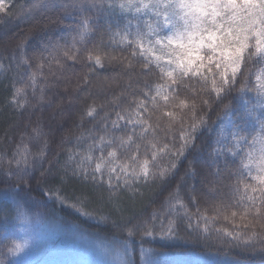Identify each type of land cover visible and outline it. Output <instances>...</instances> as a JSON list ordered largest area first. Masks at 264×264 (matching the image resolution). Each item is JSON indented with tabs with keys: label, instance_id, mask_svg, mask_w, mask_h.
<instances>
[{
	"label": "snow or ice",
	"instance_id": "6c2138e0",
	"mask_svg": "<svg viewBox=\"0 0 264 264\" xmlns=\"http://www.w3.org/2000/svg\"><path fill=\"white\" fill-rule=\"evenodd\" d=\"M0 13L8 18L39 13L40 19L23 30L14 46L10 48L5 42L0 47V54L8 52L18 60V69L21 65L29 69L21 79L27 77L34 96L37 73L31 72L27 53L34 38L41 46L31 58L46 85L45 67L53 78L51 86L65 81V91L71 86L73 93L85 85L92 87L93 78L108 89L120 87L119 80H101L97 75L106 67H118L127 77L123 90L113 92L110 100L100 104L93 100L87 106L88 117L99 115L98 109L103 112V135L92 134L83 152L69 149L65 176H61L62 183L70 174L90 184L97 197L110 205L111 211L103 214L87 210V193L71 205L85 216L105 223L111 220L113 239L102 244V264H137L133 252L137 236L141 241L140 264H158L154 249L144 247V238H178L180 219L187 229L206 240L214 237L228 249L222 264H245V258L253 255L264 260V0H28L18 13L7 12L4 0H0ZM113 15L126 19L122 27L117 22L116 30ZM70 17L74 21L66 23ZM6 23L0 21V28ZM57 28L66 31L60 36L48 35ZM118 46L130 49L129 54L113 55L109 51ZM137 60L142 61L139 67ZM77 64L87 71L76 72ZM152 69L157 71L159 82L143 80L141 85L143 76ZM188 81H195L199 87ZM13 89L10 102L22 108L27 102L25 88L13 83ZM181 89L191 95L182 96ZM45 90L39 89L40 103L45 100ZM233 91L244 102V117L254 132L249 139L235 123L231 103L218 113L222 122L209 154L211 171L202 180L205 185H220L202 193L213 215H208L207 208L201 212L199 206L193 214L181 195L185 178L195 181L198 174L192 161L165 199L163 212L153 210L149 218L126 215L121 193L134 201L143 195L142 188L166 183L187 153L200 151L198 134L205 128L211 131L207 113L212 101L207 97L222 100ZM20 97H25L24 102ZM57 107L62 110L63 106ZM106 108L111 111H104ZM33 132L37 138L41 135L39 127ZM48 143L45 139L35 153L27 145H18L7 159L8 166L16 164L19 182L26 184L25 177L43 166ZM229 156L231 161L226 158ZM4 159L6 154L0 153V161ZM193 188L194 184L189 185V199L198 204ZM223 188L228 189L226 199ZM52 195L62 204L67 202L58 190ZM210 196L220 199L210 202ZM18 210L27 212L23 207ZM112 212L117 213L115 218ZM220 219L230 227H216ZM2 247L7 254V243Z\"/></svg>",
	"mask_w": 264,
	"mask_h": 264
},
{
	"label": "trees",
	"instance_id": "16d2710c",
	"mask_svg": "<svg viewBox=\"0 0 264 264\" xmlns=\"http://www.w3.org/2000/svg\"><path fill=\"white\" fill-rule=\"evenodd\" d=\"M28 0H11L6 6V11L19 12L21 5H25ZM131 19V17H129ZM37 19H40L39 13L34 16L19 15L5 17L0 13V21L7 20L6 25L0 28V47L8 42L9 47L14 46L17 39L23 36V30L31 26ZM113 29L116 30V24L122 27L126 19L124 16L113 15ZM74 17L67 18L66 23L73 22ZM101 25L104 21L101 20ZM66 30L57 28L48 33L52 36H60ZM108 36L105 35V40ZM40 40L32 39L27 49L31 72L37 73L36 93L33 95L32 88L29 86L27 77L21 79V76L29 69L21 65L16 67L18 60H13L10 53L0 54V63L5 68L0 69V153L6 154V159L0 161V252H3V245L8 243V237L16 235L15 218L19 214V207H23L33 217L39 218L40 223L33 229V244L23 255L11 261V264H102L104 255L102 244L113 239L111 220L107 223L94 217L85 216L77 211L71 205L77 203L78 198L83 193H87L90 199L87 202V210H99L101 214L111 211L110 205L106 201H101L93 187L90 184H84L78 179H74L70 174L66 176L65 182H61V176H65L63 171L67 160L68 150L83 152L90 142V136L103 135L101 131V119L103 112L97 110L99 115L95 118L85 115L87 106L95 100L97 104L110 100L113 92L123 90V83L127 77L123 75L118 67H106L99 70L97 75L103 80L107 78L110 82L119 80L120 87L108 89L102 82L97 84L93 78V86H83L77 92L73 93L72 87L65 91V81L57 82L52 85V77L49 76L47 67L43 71L44 77H47L48 83L40 78V72L37 70L36 61L32 60V53L40 48ZM113 55H128L130 49L116 47L109 49ZM137 66L142 61H135ZM76 72H86L80 64L75 67ZM135 79V77H134ZM149 83L159 82L158 74L155 69L146 73L141 79ZM13 83L16 87H23L27 93L26 100L22 108L13 105L11 96L13 94ZM194 87H199L195 81H188ZM45 87V100L40 103L39 89ZM181 95H191L186 89H181ZM212 101L211 111L207 113L211 124V131L203 129L197 136L196 143L200 145V151L187 153L181 160L175 174L163 184H152L149 187L142 188L143 195L137 197L134 201L125 193H121L125 214H134L138 218H149L153 210L164 211V201L180 182L184 176L189 161L193 162V167L197 170L195 181L185 178L186 182L181 185V195L188 205L189 211L193 214L199 206L200 211L208 209V215H213L209 204L205 203L202 193L207 191L208 187H220L217 185H205L202 183L206 172L211 171L210 153L214 147V139L217 126L221 120L217 119L218 113L224 105L231 103L233 106V118L243 132L251 136L254 129L251 123L244 117L245 105L233 91L222 100H216L214 95L207 97ZM24 102L25 97L18 98ZM71 101V102H70ZM62 105V110L58 108ZM104 111L110 112V108ZM82 118V119H81ZM40 128L41 135L36 137L34 128ZM23 137V138H22ZM77 137H81L77 140ZM47 140L46 160L42 167L31 171L30 176H26V184L19 182L16 175V164L7 165V159H11L13 153L17 151L19 145L23 148L27 145L33 153L38 151L43 141ZM231 147V145H229ZM231 161L232 157H226ZM51 162V163H50ZM166 162V161H162ZM71 166L68 171L70 172ZM44 173V176H41ZM39 181V182H38ZM228 182V181H225ZM193 194L196 196L198 204H194L189 199V185H193ZM58 190L59 196L67 201L60 203L52 193ZM224 198H227V188H223ZM220 199L219 196H210L208 200L215 202ZM171 213H167L164 219L167 220ZM117 213L112 212V218ZM159 219V218H158ZM179 236L176 239H162L159 236L155 238L145 237V248H152L155 251V259L158 264H222L227 259L225 251L228 249L217 242L214 237L204 239L191 229H187L182 219L178 220ZM216 227H230L222 219L216 222ZM3 235H7L4 237ZM126 235V233H125ZM140 238H134L133 252L137 264H140ZM236 255L237 250H232ZM245 264H264V260L259 255H253L245 258Z\"/></svg>",
	"mask_w": 264,
	"mask_h": 264
},
{
	"label": "clouds",
	"instance_id": "9594fccd",
	"mask_svg": "<svg viewBox=\"0 0 264 264\" xmlns=\"http://www.w3.org/2000/svg\"><path fill=\"white\" fill-rule=\"evenodd\" d=\"M15 223L17 234L8 237L7 254L0 252V264H11L12 260L30 249L33 244V229L40 223V220L24 211L16 216Z\"/></svg>",
	"mask_w": 264,
	"mask_h": 264
},
{
	"label": "rangeland",
	"instance_id": "374dc122",
	"mask_svg": "<svg viewBox=\"0 0 264 264\" xmlns=\"http://www.w3.org/2000/svg\"><path fill=\"white\" fill-rule=\"evenodd\" d=\"M5 5L8 6L11 3V0H4ZM4 237H7V235H3Z\"/></svg>",
	"mask_w": 264,
	"mask_h": 264
}]
</instances>
